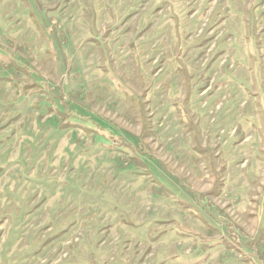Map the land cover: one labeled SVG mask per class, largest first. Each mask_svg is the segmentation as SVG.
<instances>
[{"label": "rangeland", "instance_id": "374dc122", "mask_svg": "<svg viewBox=\"0 0 264 264\" xmlns=\"http://www.w3.org/2000/svg\"><path fill=\"white\" fill-rule=\"evenodd\" d=\"M0 264H264V0H0Z\"/></svg>", "mask_w": 264, "mask_h": 264}]
</instances>
